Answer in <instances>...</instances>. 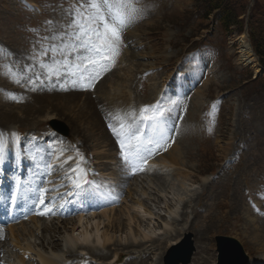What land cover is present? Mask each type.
<instances>
[{
	"label": "rangeland",
	"instance_id": "1",
	"mask_svg": "<svg viewBox=\"0 0 264 264\" xmlns=\"http://www.w3.org/2000/svg\"><path fill=\"white\" fill-rule=\"evenodd\" d=\"M81 3L82 0H0V113L5 114L6 110L13 116L7 121L0 117L3 142L9 138L11 129L30 137L51 135L49 118L62 120L70 127L75 146L61 135H53V140L43 144L58 162L54 184L70 182L66 172L72 162L79 161L72 154L76 149L84 157V166L79 163V168H92L88 171L90 180L95 182L80 192L85 198L91 196L89 200L96 204L109 202L89 212H77L61 228L59 223H52V218L49 225L44 223L45 218H33L18 225V230L16 226L3 229L5 250L14 247L16 255L12 256H17L11 257L13 263L42 264L39 254H60L61 260L73 261L74 258L66 257L61 246L64 249L71 246L80 255H87L91 247L109 251L108 244L98 242V235L106 227L114 235L111 243L116 240L112 248L117 246L123 254L116 264L129 257L123 247L133 234L131 230L150 248L146 250L150 257L138 263L139 254L135 252L138 262L133 257L128 264H163L165 251L179 240L184 230L194 235V263L215 264L216 237L226 235L238 239L252 260L264 264V71L257 73L244 62L240 45L241 38L248 37L255 53L250 22L264 29V0L235 1L243 25L232 26L227 32L219 24H213L214 15L208 20L201 19L195 0H141L143 15L124 32L116 63L100 71L90 84L83 82L89 73L81 75L76 68L63 75H52L53 71L63 72L57 61L64 56L71 63L81 59L65 46L69 37L63 35L72 31L68 27L72 22L69 13ZM53 47H63L64 52L53 53ZM250 75L253 78L258 75V79H251ZM48 87L60 88L55 91L59 94L53 95ZM172 100L179 101L178 106L174 107ZM158 102L171 109L163 122L167 142L153 150L148 158L152 160L147 159V163H125L118 137L109 124H114L118 131L117 120L123 119L128 124L132 113L135 115L143 106H155ZM96 122L103 129L97 128L89 137L87 128ZM148 125L143 138L156 139L157 132L151 123ZM10 136L16 141L15 133ZM39 146L40 142H36L34 148ZM29 147L28 143L24 151ZM18 154L21 153L16 150L10 156L15 159ZM65 155L72 160L69 162ZM143 165L148 173L140 170ZM213 169L217 171L205 175ZM138 199L144 204L139 206ZM129 207L132 214L138 215V220L131 224L123 215ZM197 207L199 210H194ZM174 209L177 211L173 212ZM118 214L116 222L123 220L125 227L114 232L115 227L112 229L108 223ZM41 222L48 226L46 232L38 229ZM113 222L116 223L115 219ZM170 225L173 227L169 231ZM33 229H37L38 238H17L21 230L28 234ZM144 231L151 234L153 244L142 239ZM45 234L56 235L60 243L65 240L56 250L47 251L38 246L39 238ZM89 237L85 248L82 242ZM200 243L207 245L202 254L198 252Z\"/></svg>",
	"mask_w": 264,
	"mask_h": 264
},
{
	"label": "snow or ice",
	"instance_id": "2",
	"mask_svg": "<svg viewBox=\"0 0 264 264\" xmlns=\"http://www.w3.org/2000/svg\"><path fill=\"white\" fill-rule=\"evenodd\" d=\"M140 2L141 0H86L85 6V2L82 0L80 6L69 13L72 22L68 27L72 31L63 34L69 37L65 46L80 56L81 59L76 63H71L66 62L68 57L64 56L63 60L57 61L62 65L63 72L53 71L52 75H63L68 73L70 68H76L81 75L84 72L89 73V76L83 77V82L90 84L92 78H98L100 71H106L108 65H114L124 43V32L143 15L144 10L139 7ZM33 31L35 30L33 29ZM51 50L53 53L64 52L63 47H53ZM46 54L47 52H45ZM171 103L175 107L178 106L179 101L172 100ZM150 110L151 114H149ZM170 111L171 109L162 107L159 102L155 106L145 105L140 109V122L153 125L154 131L157 132L156 139L145 140L140 129L134 128L132 124L128 126L121 124L118 131L113 128L112 124H109V127L118 137L121 155L125 163L133 161L147 163L146 155H151L154 149L164 146L168 140V135L164 130L163 122ZM132 120L134 123L135 117ZM7 147L3 142L2 135H0V165L6 162ZM77 155L82 162L84 157L79 153ZM68 159L71 160L72 157H68ZM87 175V171L80 169L79 164L69 170L67 179L76 191L68 192V196L77 194L88 185H95V182L89 180ZM40 191L47 192L48 189H41ZM39 202L44 203L43 196L40 197Z\"/></svg>",
	"mask_w": 264,
	"mask_h": 264
},
{
	"label": "bare ground",
	"instance_id": "3",
	"mask_svg": "<svg viewBox=\"0 0 264 264\" xmlns=\"http://www.w3.org/2000/svg\"><path fill=\"white\" fill-rule=\"evenodd\" d=\"M240 45H241V48H242V59L244 60V62L247 64V65H249V66H251L252 68H255V70L256 71H258V70H260V71H264V69L263 68H261L260 67V63H259V60H258V58H257V56H256V54L254 53V51H253V49H252V45H251V43L249 42V40H248V37H246V36H243L242 38H241V41H240ZM257 73H260L259 71L257 72ZM179 78V77H178ZM180 81V80H179ZM47 85V84H46ZM44 87H45V85H43ZM47 87V86H46ZM50 87V86H49ZM48 87V89H51L50 91L52 92V94L53 95H56V94H59V93H56L57 91L56 90H60V88L59 89H54V88H49ZM43 88V87H42ZM45 89V88H44ZM56 91V92H55ZM44 92V91H43ZM45 93V92H44ZM46 94V93H45ZM70 94V93H69ZM71 94H73V93H71ZM50 95V94H49ZM49 95H47V96H49ZM41 97V96H40ZM44 99V98H43ZM76 99H74L73 101H75ZM99 107V106H98ZM9 110V109H8ZM105 112V111H104ZM9 114H11V112H9V111H6L5 110V114H2V113H0V117L1 118H3V121H7V120H9L10 118H12L13 116L12 115H9ZM105 115V114H104ZM111 115H112V113H111ZM12 116V117H11ZM77 116H80V115H77ZM75 117V116H74ZM116 117V116H115ZM73 118V117H72ZM117 118H118V116H117ZM74 119V118H73ZM77 118L75 117V119H74V121L75 122H77L78 123V121L76 120ZM90 119L92 120V116L90 117ZM113 119V118H112ZM88 120V119H87ZM131 121H132V123H133V120L131 119ZM109 122V121H108ZM117 122H118V124L119 125H121V124H124L125 126H128V124H126V122L122 119L120 122L117 120ZM128 123H130V120L128 121ZM134 124V123H133ZM140 124V125H139ZM106 125L108 126V124L106 123ZM114 125V124H113ZM139 129H140V131L142 132V129L144 128V126H146V124H144V123H142V122H140V119H137V124H135ZM115 126V125H114ZM148 126V125H147ZM90 127V126H89ZM91 127H93V128H91ZM91 127L90 128H87V131H86V133H88V135H89V137L90 136H92V134H94L95 132H96V129L98 128V129H101L102 128V126H101V123L100 122H96V123H94V124H91ZM103 129V128H102ZM117 129H119V127L117 128ZM106 130V129H105ZM80 132V131H79ZM113 132V131H112ZM105 133V132H104ZM110 135V134H109ZM112 135V134H111ZM107 136V135H106ZM117 137V136H116ZM109 140V139H108ZM107 140V141H108ZM118 144V143H117ZM110 145V144H109ZM25 147V146H24ZM22 147H20V151H22V149H21ZM34 148V147H33ZM119 148V147H118ZM173 149H175L176 148V146H173L172 147ZM29 149H30V147H29ZM172 149V150H173ZM23 151H24V149H23ZM24 152H26V151H24ZM75 152L76 153H79L80 154V152H79V150H76L75 149ZM171 152V151H170ZM169 152V153H170ZM47 155H49V153H47ZM47 155H45V156H42V158L43 159H45L46 157H47ZM148 156H150V155H148ZM166 156V155H165ZM31 157V158H30ZM30 158V159H29ZM65 159V158H64ZM23 160L24 161H27V162H25V163H28V165L29 166H32V163H31V161H35L36 162V159H35V156L34 155H26L24 158H23ZM54 160H56V158L54 159ZM67 161H68V159H66ZM72 160V159H71ZM71 160H69V162L71 161ZM149 161L150 160H152V158L151 159H148ZM17 161H19V160H17ZM21 161V160H20ZM37 161H40L39 159L37 160ZM57 161V160H56ZM148 161V165H149V162ZM165 161V160H164ZM167 161V160H166ZM60 162V161H59ZM68 162V163H69ZM156 162V161H155ZM58 163V162H57ZM67 163V164H68ZM18 164V163H17ZM22 164V163H21ZM157 164V163H156ZM23 165H25L24 163H23ZM146 165V164H145ZM151 166V165H150ZM150 166H148V168L150 167ZM71 168H73V167H71ZM70 168V169H71ZM80 168H82V167H80ZM133 170V169H132ZM143 170L144 171H147V169L145 168H143ZM87 171V174L89 175L90 173L88 172V170H86ZM129 171H130V169H129ZM145 173V172H144ZM146 173H148V171L146 172ZM154 174V173H153ZM36 175H40V173H38V174H36ZM141 175V174H140ZM139 175V176H140ZM130 176L131 175H129V178H130ZM138 176V177H139ZM133 177V176H132ZM137 177V176H136ZM128 178V179H129ZM124 179H125V181H124ZM123 179V184H127V178L125 177ZM161 181V180H160ZM121 187V186H120ZM176 188V187H175ZM181 188V187H180ZM146 191V190H145ZM180 191H181V189H180ZM179 190H178V192H180ZM122 192V191H121ZM124 194V193H123ZM118 196V195H117ZM121 196H122V194H121ZM119 197H120V195H119ZM118 199H121V198H118ZM111 200V202H115V201H112V199H110ZM138 205L140 206L141 204L143 205L144 203H142L139 199H138ZM95 203V202H94ZM98 203H99V201H98ZM136 207L138 208V206L136 205ZM94 208V207H93ZM96 208V207H95ZM104 211V210H103ZM177 211V209H174L173 210V212H176ZM73 211H70L69 213H72ZM132 212V210L130 211V207H129V209H127V210H125V212H124V214L123 215H126L127 216V218L125 219L126 220V222H128L129 224H131L132 223V221H135V220H138V215L137 214H134V212H133V214L131 213ZM172 212V213H173ZM115 214V213H114ZM117 214V213H116ZM119 215V214H118ZM33 218H38L37 216H34ZM119 218H120V215L119 216H112V220L114 221V219H115V222H116V220H119ZM143 219V218H142ZM31 221L33 220V219H30ZM81 217H80V219H78L77 221H78V223H80L81 222ZM124 220V221H125ZM113 221H111V222H109L108 224H110L111 223V227H112V229L115 227V229H113L114 230V232L118 229V228H124L125 227V223L124 222H122V221H118V222H116V223H114ZM68 222H70L69 221V219H67V220H63V221H61L60 223H61V225L60 226H58L59 228H61L62 226H64V224H66V223H68ZM178 221L176 220L174 223H177ZM22 224V223H21ZM56 224V223H55ZM127 226V225H126ZM138 226L140 227V223L138 224ZM12 227V226H11ZM17 227V226H16ZM38 227V229H40L41 228V231L43 230V231H47L49 228H48V226L47 225H45V226H43V223L42 224H40V225H38L37 226ZM173 226H169V231H170V229L172 228ZM54 229L56 228V227H53ZM19 228L17 227V230H18ZM109 229L110 228H104V230H103V233L101 234V236H99L98 235V242L99 243H101V244H103V246H105V245H109L110 246V248H109V246L107 247V248H109V251H99V250H97V249H93L92 247L90 248V249H88V251L90 250V252H88L87 253V255L86 254H78L77 253V251H75L71 246H67L65 249L61 246V244L63 243V241L65 240V238H63V240H62V242L60 243V241H61V239L59 238V240L58 239H56V235H53V236H51V237H48L47 236V234H45V235H42L40 238H39V244H38V246L39 247H43L45 250H56V248H58V247H60L61 246V250L66 254V257L67 258H74L73 259V261H71V262H68L67 264H116V263H118L119 262V260H120V257H121V255H123L122 254V252L121 251H118V249H116V248H118L117 246H115V248L113 249L112 248V245H116V240H115V242L114 243H111L112 241H114L113 240V238H112V235L113 234H110V231H109ZM119 229V230H120ZM131 229V228H130ZM129 230V229H128ZM126 231V230H125ZM131 233H133L132 234V236L130 237V238H128V241L126 242V243H124L125 245H124V247H123V249L125 250V249H127V254H128V256L129 257H127V259H126V261L125 262H123L122 264H128L130 261H132V259H133V257L135 258V262H138V261H136V257H137V259L139 258V262L138 263H140V262H143L144 260H146L147 258H149L150 256H149V251H146L147 249H150L149 247H145V244L146 243H144V242H142V241H140V240H138V236H137V233H135L133 230H131ZM131 233H129L130 235H131ZM128 234V235H129ZM172 234H174L173 232H172ZM38 233H36V230L35 229H33L30 233H28V234H25V232H24V230H21V232L20 233H18V235H17V238L18 237H21V238H24L25 239V237H37L38 238ZM176 235V234H175ZM93 236H95L94 234H93ZM142 236V239H145L144 241H147V240H151L152 241V237H151V234L149 235L148 233H146L145 231L143 232V234L141 235ZM5 236H4V233L2 232V231H0V253H3V255L2 256H0V264H14L13 263V259L14 258H16V257H14V256H12L13 254L14 255H16V253L14 252V247L13 248H11L10 250L8 249L7 251L5 250V247L7 246V243H6V240L4 241V239H6V238H4ZM84 237V236H83ZM82 237V238H83ZM96 237V236H95ZM113 237H114V235H113ZM197 237V239L199 240V241H201V242H204L203 241V238H200V237H198V236H196ZM58 238V237H57ZM84 238H86V237H84ZM90 238L91 237H89L86 241H84L83 240V242H82V244L84 245V247L86 248L87 247V244L90 242ZM127 238V237H126ZM67 239V238H66ZM76 239V241L78 242V241H80V240H78L79 238H75ZM96 239H97V237L95 238V240H93V241H96ZM155 240H156V238H155ZM20 241V240H19ZM68 241V240H67ZM2 242H4V243H2ZM9 242V241H8ZM120 242V241H119ZM72 243H74L75 244V241H72ZM87 243V244H86ZM93 243V242H92ZM154 243V241H152V244ZM20 244V243H19ZM94 244V243H93ZM119 244H121V243H119ZM201 245H200V247H199V250H198V252H200L201 254H202V252H205V249L207 248L206 246L207 245H204V244H202V243H200ZM11 245H12V243H11ZM30 245V244H29ZM79 245H80V243H79ZM89 245V244H88ZM92 245V244H91ZM99 245V244H98ZM98 245H97V247H98ZM117 245H118V242H117ZM155 245V244H154ZM81 246V245H80ZM102 246V247H103ZM101 247V248H102ZM140 249V247H143V248H141L138 252L137 251H134V250H136V249H138V248ZM156 247V246H155ZM10 248V247H9ZM105 248V247H104ZM122 248V247H121ZM26 249H30V248H26ZM92 249H93V251H92ZM152 249V248H151ZM103 250H105V249H103ZM153 250V249H152ZM135 252H137L139 255L137 256L136 255V257L134 256V254L133 253H135ZM197 255V254H196ZM39 256H40V261H41V263L42 264H63L65 261L64 260H61V256H60V254H53L52 256H46V255H41V254H39ZM38 256V257H39ZM205 256H207V255H205ZM212 256V255H211ZM11 257H13V259H11ZM214 257V256H213ZM112 259V261L110 262V260ZM128 259H131L130 261H128ZM199 260H201L200 258H198ZM213 258H211V260H212ZM18 260V259H17ZM21 260V259H20ZM98 261H100V262H98ZM106 261V262H105ZM133 262H134V260H133ZM203 262H205V261H202V262H200L201 264H203ZM213 262H215L214 260L213 261H211V263H213ZM194 263V262H193ZM193 263H191V264H193ZM15 264H17L16 262H15ZM26 264V263H25ZM194 264H199L197 261L194 263ZM208 264V263H207ZM210 264V263H209ZM247 264H260V263H258V261H253V262H249V263H247Z\"/></svg>",
	"mask_w": 264,
	"mask_h": 264
},
{
	"label": "trees",
	"instance_id": "4",
	"mask_svg": "<svg viewBox=\"0 0 264 264\" xmlns=\"http://www.w3.org/2000/svg\"><path fill=\"white\" fill-rule=\"evenodd\" d=\"M235 1L237 2V0H195L194 6L201 19L208 20L211 15H214L220 26L228 31L232 26L243 25V20L240 19L241 14L234 6ZM250 33L254 50L260 64L264 67V29L250 22Z\"/></svg>",
	"mask_w": 264,
	"mask_h": 264
},
{
	"label": "water",
	"instance_id": "5",
	"mask_svg": "<svg viewBox=\"0 0 264 264\" xmlns=\"http://www.w3.org/2000/svg\"><path fill=\"white\" fill-rule=\"evenodd\" d=\"M50 125L57 130L69 134V128L60 120H51ZM192 235L187 234L177 245H174L165 257V264H188L194 250ZM220 262L218 264H244L247 257L244 255L242 246L238 241L220 237L219 238Z\"/></svg>",
	"mask_w": 264,
	"mask_h": 264
}]
</instances>
